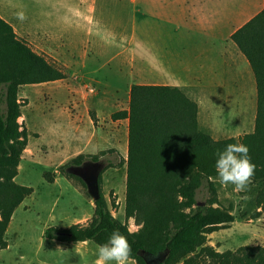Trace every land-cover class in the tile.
Returning <instances> with one entry per match:
<instances>
[{
  "label": "trees",
  "instance_id": "1",
  "mask_svg": "<svg viewBox=\"0 0 264 264\" xmlns=\"http://www.w3.org/2000/svg\"><path fill=\"white\" fill-rule=\"evenodd\" d=\"M231 40L247 58L255 77L257 111L254 130L240 137L215 139L200 125L198 103L177 86L133 84L128 109L112 114L128 119V156L125 218L140 225L131 231L115 216L102 192L86 224L49 226L44 235L65 242H106L118 229L128 240V258L146 264L143 250L157 254L168 250L161 264H264V246L243 245L219 251L208 236L235 221L236 203L219 194L215 153L237 141L249 148L256 165L251 183L242 194L253 193V208L243 218L264 214V8L238 28ZM68 73L21 39L14 26L0 15V250L8 247L6 234L15 210L32 194L33 187L16 181L29 133L19 122L22 85L64 79ZM92 120L97 121L93 115ZM115 152V149L106 150ZM79 154L70 162L98 161L94 154ZM111 164L106 165L107 168ZM60 168L70 178L78 176ZM47 175V174H45ZM202 187L206 201L198 199Z\"/></svg>",
  "mask_w": 264,
  "mask_h": 264
},
{
  "label": "rangeland",
  "instance_id": "2",
  "mask_svg": "<svg viewBox=\"0 0 264 264\" xmlns=\"http://www.w3.org/2000/svg\"><path fill=\"white\" fill-rule=\"evenodd\" d=\"M75 2H81V5L85 2L84 13L91 12L92 0L88 4L85 0H73L74 4L71 0H0V14L14 26L17 35L35 51L45 54L51 61L63 64L61 67L69 77L26 84L20 88L22 115L19 122L27 129L29 136L15 179L34 190L13 214L14 219L12 223L10 221L6 234L10 248L0 250V264H96L98 244L94 241L65 242L51 240L44 235L49 226L86 224L92 216L94 199L87 186L60 170L67 164L68 170L73 164H70L72 159L81 153L85 158L94 154L100 156L99 161L104 164L101 189L113 214L126 221L131 231L140 227L134 217L125 218L128 142L124 144L122 141L119 149L107 147V140L112 139L113 134L122 139L125 137L128 121L121 119L113 123L106 116L100 124L90 125L89 116L96 113L95 108H90L87 114L85 107L74 96L77 92L82 98L84 93L97 95L104 91L95 79L89 78L81 83L76 78L80 77L82 69L74 59L72 45L79 42L80 35L88 37L87 30L92 22L83 13H78ZM21 13L23 20L18 18ZM74 26L76 28L71 33ZM77 69L78 74L73 77V71ZM254 88L252 100L251 96L250 99L242 100V94H239L240 99L232 102V117H219L216 123L204 115L202 107L200 118L198 112L200 125L209 129L215 139L240 137L252 132L257 111L256 82ZM116 93L120 96L121 108L128 109L129 94L125 98L123 92ZM236 113L239 115L234 117ZM76 124L81 125L83 135L76 136ZM89 134L93 135L92 139L81 138ZM100 141L104 142L105 148L97 146ZM110 148L115 149V152L106 151ZM108 164L111 165L106 168ZM219 194L225 200L236 203L237 217L227 228L211 233L208 243L219 251L236 250L243 245L264 246V214L258 219L241 216L244 209L251 212L254 194H242V191L234 190L233 185L221 183ZM207 197L208 190L202 187L198 199L206 201ZM124 264L137 263L127 258Z\"/></svg>",
  "mask_w": 264,
  "mask_h": 264
},
{
  "label": "crops",
  "instance_id": "3",
  "mask_svg": "<svg viewBox=\"0 0 264 264\" xmlns=\"http://www.w3.org/2000/svg\"><path fill=\"white\" fill-rule=\"evenodd\" d=\"M75 3L78 13L92 22L88 37L80 35L72 45L82 69L76 78L81 83L95 79L104 90L90 96L84 90L82 98L74 94L87 114L95 108L97 121L90 115V125L100 124L106 116L113 123L121 120L112 118L113 113L125 110L116 92H123L125 98L129 94L130 100L133 84L180 87L199 103V118L203 107L204 115L214 123L231 116L232 102L240 99L239 94L242 100L253 99L254 74L231 35L264 8V0H92L91 12L85 13V2ZM76 74L78 69L73 77ZM76 126V136L83 135L81 125ZM124 135L122 139L113 134L107 147L119 149L122 141L127 144L128 130ZM81 138L90 140L93 135ZM97 146L105 148L103 141ZM13 219L14 215L11 223Z\"/></svg>",
  "mask_w": 264,
  "mask_h": 264
},
{
  "label": "clouds",
  "instance_id": "4",
  "mask_svg": "<svg viewBox=\"0 0 264 264\" xmlns=\"http://www.w3.org/2000/svg\"><path fill=\"white\" fill-rule=\"evenodd\" d=\"M23 20V14H18ZM215 171L221 184H231L234 190L244 191L251 183L256 165L249 148L239 141L228 143L215 153ZM131 252L127 238L118 230L111 232L106 242L96 248V264H124Z\"/></svg>",
  "mask_w": 264,
  "mask_h": 264
},
{
  "label": "water",
  "instance_id": "5",
  "mask_svg": "<svg viewBox=\"0 0 264 264\" xmlns=\"http://www.w3.org/2000/svg\"><path fill=\"white\" fill-rule=\"evenodd\" d=\"M104 164L101 161H85L81 164H72L68 167V172L80 177L86 184L91 197L96 200L100 197L99 177L103 171ZM169 251H161L153 254L143 250L140 254L143 256L146 264H161L167 257Z\"/></svg>",
  "mask_w": 264,
  "mask_h": 264
}]
</instances>
